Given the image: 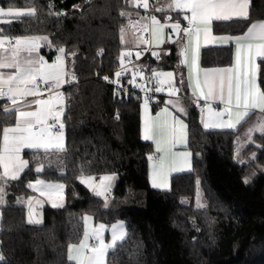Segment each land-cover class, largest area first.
I'll return each instance as SVG.
<instances>
[{"label": "trees", "instance_id": "trees-1", "mask_svg": "<svg viewBox=\"0 0 264 264\" xmlns=\"http://www.w3.org/2000/svg\"><path fill=\"white\" fill-rule=\"evenodd\" d=\"M0 5L35 9L31 16L12 18L3 29L12 36H47L51 46L44 43L42 54L48 59L60 47L76 52L80 81L64 91L66 153L59 155H67L61 162L66 167H58L55 159L37 174L35 156L29 153V169L9 185L0 220V255L6 264H70L68 246L82 240L85 215L105 224L126 223V238L108 254L111 264H264V133L245 149L248 162L239 163L234 159L237 132L205 129L198 108L188 103L193 171L173 176L169 190L151 186L148 157L154 147L142 139L144 97H122L101 78H113L121 65V34L134 12L130 0H0ZM158 16L165 20L170 15ZM171 18L180 20L176 14ZM250 18L264 20V0H251ZM250 22H216L214 31L240 35ZM176 50L169 44L165 63L152 58L143 64L175 68ZM232 56V47L208 48L202 64L229 65ZM154 105L157 110L161 103ZM16 119L15 111L0 108V144L3 128ZM81 174L118 176L107 207L104 198L80 183ZM37 178L63 183L66 204L44 207L43 222L29 224L25 206L14 200L30 194L27 185ZM198 184L207 208L196 207Z\"/></svg>", "mask_w": 264, "mask_h": 264}, {"label": "snow or ice", "instance_id": "snow-or-ice-1", "mask_svg": "<svg viewBox=\"0 0 264 264\" xmlns=\"http://www.w3.org/2000/svg\"><path fill=\"white\" fill-rule=\"evenodd\" d=\"M250 5L251 0H173L168 5L169 9H178L184 12L183 19L187 21L188 27L181 28V21L177 20L171 24H160L155 16H152V40H139V44L154 43L159 46L165 43L163 38V29L170 27L174 33L179 36L181 31L187 37V44L183 45L180 55L184 57L182 63L189 65L188 86L192 89L193 97L198 103L204 101L202 113H206V119L202 115L201 123L204 128L234 129L241 123L251 110L259 109L264 113V22H250ZM149 8L148 0H143L142 4L137 7ZM51 7V6H50ZM35 9L28 12L8 8L5 10L0 7V18L11 17L18 20L24 16H31ZM155 11H163L162 8H155ZM188 13L191 15L189 16ZM124 15V13H121ZM237 20L249 21L246 25V32L240 36H220L211 35L210 25L213 21H231ZM170 20L171 17H168ZM11 20H0V23L10 24ZM201 35L205 41L210 39H219L221 43H227L231 40L236 42V64L233 67L198 69L197 57L200 48ZM0 39V46L4 44ZM43 42V43H42ZM47 43L51 46V41L47 36H25L17 38L16 47L12 49L11 57H0V69H15L14 73L0 72V97H6L12 105H17L18 97L42 95L41 84L45 90L51 92L53 89L60 88L65 81V49H57L59 55L54 62L49 64L43 56L30 57L25 64H21L16 58L17 53L24 49L29 54L38 52L39 49ZM175 43V41H174ZM152 54L157 59L160 54L153 51ZM75 55V53H73ZM124 56L131 57L132 53L127 52ZM141 53L137 52L136 57L139 59ZM189 56L191 59H189ZM257 57L260 58V64H257ZM123 63V61H122ZM198 69L196 74H192V69ZM126 69L116 72L117 79L113 83L119 84V78L124 74ZM156 77L157 87L154 91L159 93L165 91L170 97L176 96L180 88L174 83V74L172 72H157L151 70ZM143 78V70H138ZM137 72L133 73V78L128 81L134 87L136 85ZM108 80V77H104ZM259 81V82H258ZM184 78L181 76L179 84L184 86ZM143 90V89H142ZM150 91V90H145ZM219 101L225 107L222 111H217L212 107V103ZM177 113L187 115L188 107L179 101H169ZM35 111H21L16 108L18 113L14 127L3 128V139L0 144V203L4 202L6 195L5 186L9 181H18L26 169H29V160L22 158L21 153L24 149L35 150L39 154L42 150L45 157L50 153L58 154L56 164L58 167H66L62 161L68 159L65 145V124L63 95L56 93L50 95L47 99L38 98L35 100ZM143 108L145 118L142 129V139L153 141L157 153H161L158 158L149 155L148 160L151 163V182L153 188H167L168 177L171 171H184L192 167L190 162V152H174L173 148L177 145L187 144L188 125L180 118L179 115H173L167 108L162 109L156 119H153L149 113V97L145 95ZM233 108L236 111H233ZM7 113L11 111L5 108ZM227 116V119L224 117ZM162 117V118H161ZM51 122V123H50ZM259 130L264 132V123H261ZM55 129V132L53 131ZM51 163V162H50ZM35 172L37 174L44 171L43 159L36 161ZM115 176L105 175L100 179L99 184L94 183L91 176L85 177L83 174L79 177L80 183L88 187L98 197H105V207H107L106 194L111 191L112 181ZM247 183V180H245ZM27 187L39 190L42 196H46L51 202L53 208L63 207L64 201V184H45L41 180L29 183ZM33 203L41 204L42 201L29 198V224H39V219H33ZM87 224L91 217H84ZM123 225L112 226V238L110 244H105L102 232L105 225L100 224L97 228L91 230V235L99 243L89 247L87 240L90 232L85 231L84 240L79 245L68 246V260L75 261V264H105V255L108 249L113 248L117 241L124 238ZM119 229V231H118ZM88 249L90 254H85ZM0 262H5V257L0 255Z\"/></svg>", "mask_w": 264, "mask_h": 264}, {"label": "crops", "instance_id": "crops-1", "mask_svg": "<svg viewBox=\"0 0 264 264\" xmlns=\"http://www.w3.org/2000/svg\"><path fill=\"white\" fill-rule=\"evenodd\" d=\"M137 1L138 0H130V3L132 5L131 7L134 9V12L132 11L133 12V16L131 15L130 19L135 18V19H138L140 22H146L147 19L143 16V14H141V10L137 7ZM172 2H173V0H161L160 3L158 5H156L155 8H157V7L162 8L163 11H159V12L155 11V15L154 16L157 18V20L160 22V24H170L169 22L166 21V19L165 20L161 19L160 16H158V13L166 12L170 16L172 14H176L180 18L182 29H183L184 28L183 27V23L186 21V20L183 19L184 12H181L180 10L174 9V8L173 9H169L168 5L171 4ZM0 7H2V6L0 5ZM250 7H251V5H250ZM2 8H4V7H2ZM4 9L7 10L8 8H4ZM18 10L19 11L28 12V11H25L23 9H18ZM132 12L128 11L127 15H130ZM249 12H250V9H249ZM188 15L190 16L191 14L188 13ZM5 18L7 20H11L12 19L11 17H5ZM233 20H237V19L233 18ZM174 22H176V21L174 19H172V23H174ZM216 22H228V21H213L212 22V24L210 25V27L212 29L211 35L214 36V37H220V36H232V37H235V36L243 35L246 32L245 31L244 33H242L240 35L218 34V33H216L214 31V25H215ZM254 22H264V20H258V21H254ZM3 24H5V23H2V25H1L0 39H3L5 42H4V44L2 46H0V57H11L13 55L12 49H14L16 47V44L7 45V43L11 42V41L15 42L16 40L14 39L15 36H12V35L8 34L3 29ZM152 28H153V25H152V22H151V31H152ZM167 34H168V30H167V27H165L163 29V38L165 40V43L161 44L159 46H157L154 43H152L153 51H156V52H158L160 54V60L161 61H162L161 54H163V53L167 54V51H168L169 43H168ZM121 40H122V44H123V46L125 48L124 53H127V52H131L132 53L131 57L123 55L122 56V60L125 59V58L136 57V53L142 51V49L145 46L144 44H139L138 43L139 40H142V34L140 32H137V31L133 30V29H130L128 27V25L123 30V32L121 34ZM185 44H187V37H185L184 33L181 31L180 37H179L178 41L175 43V47L177 49L176 50V55L180 56L179 59L175 63V68L157 69L156 70L157 72H172L174 74V83L176 84V87L180 88V91L176 94V96L170 97L168 95V92H167V85H165L164 86L165 87V91L159 92L160 93L159 103H161V106L157 110H155V108H154L155 105L149 102V113L148 114L153 119H156L158 114H160L162 112V109L167 108L170 113H172L173 115H179L180 118L184 120V122L188 125V130H187L188 131V140H187V144L186 145L185 144L177 145L176 147L173 148V151L177 152V153L185 152V151L190 152L191 156H190L189 159H190L192 167L190 169L186 168L184 171H171L170 174H169V177H168V187L167 188H154V189H157V190H169L171 188V183H172L173 176H175L177 174H184V173L192 172L193 168H194V154H193L192 150L189 148V124H188V121H187L188 114L184 115V114L177 113L175 108L172 106V104L169 101H179L180 103H182L186 107H188V103H192L198 108L199 113H200V119L202 118V115L206 119V113H202V111H201V109L204 108V101L201 100V101H199L197 103L195 101V98L193 97L191 87L188 86L189 65L182 63L183 59H182V56L180 55V51H181L183 45H185ZM222 47H232L233 56H232L231 64L224 65V66L205 67L202 64V53H203V51L205 49H208V48H222ZM65 53H66V51H65ZM65 53H64V62H65V72H66V60H65L66 57H65ZM38 55L44 57V55L42 54V47L39 49L38 52H34V53H31V54H29L26 50L21 49L17 53L16 58L23 65V64H25V62L30 57H36ZM57 55H59V53H57ZM56 56L53 59H48V58H45V57H44V59L49 64H51L52 62L55 61ZM189 59H191L190 56H189ZM259 62H260V58L257 57V64H259ZM197 64H198V69L201 70V75H202V70L203 69L227 68V67L235 66V64H236V42H235V40L233 39V40H231V41H229L227 43H221L219 39H215V40L210 39L208 41H205L204 38H203V35H201L200 48H199L198 57H197ZM198 69H195V68L192 69V74L195 75ZM15 71L16 70L14 68L13 69H0V72H4L5 74L14 73ZM181 76H183L184 82H185L183 87H181L180 84L178 83V78L181 77ZM132 78H133V74L130 75V77H128V81L131 80ZM64 79H65V81H67V83H64L58 89H54L56 92L52 94V95H55L56 93H61L63 95V103L66 102V96H65V92H64L65 88L67 86H69V80H68L67 75L65 76ZM128 81H127V83H128ZM135 83H136V85H139L138 82H137V78L135 80ZM41 91H42V95L40 97H34V96H30V95L29 96L18 97L17 105L14 106V107L8 108V109H10L11 111H15L16 108H19L21 111H35L36 110L35 100L38 99V98L47 99L50 96V95L45 96L43 94V90L42 89H41ZM144 98H143V101L141 103V121H142L141 134H142L143 122H144V118H145V112H144V108H143ZM4 104H6V103H3V105ZM212 107L215 110H217V111H222L224 109L225 105L220 103L219 101H215V102L212 103ZM233 111H236V109L233 108ZM188 113H189V109H188ZM17 116H18V113L16 112V117ZM224 118L227 119V116H225ZM252 122L257 123L258 126L261 123H264V113L260 112L259 109L251 110L250 113H249V116H247L243 121H241V123L238 124L236 126V128H234V129L208 128V130H230V131H236L237 135H239V134H241L242 131L246 130L252 124ZM202 125H203V123H202ZM14 126L15 125L10 126V127H14ZM256 131L257 132L252 134L253 137L255 135H257V134H263L264 133V132H261L259 130V127L257 128ZM143 141H145V140H143ZM145 142H149V143H151L153 145L154 152L151 155H153L154 159L158 158L161 155V153H157L156 152L155 143L153 141H151V140L145 141ZM65 144H66V133H65ZM29 153H33V155L35 156V159H36L35 161L43 159L44 169L50 167L55 162V159H56L55 157L58 155L56 153H50V154H48L47 157H45L43 152H42V150H41V152L39 154H35V150L24 149L23 152L21 153L22 158L25 159V160H29V162H30V159L28 158V154ZM151 163L152 162L149 161V180H150V184L152 186V182H151V172H152ZM29 167H30V164H29ZM27 170L28 169H26L25 172ZM23 174L21 175V177L23 176ZM109 176H115V179L111 182L112 183V188L111 189L114 190V188H115V186L117 184V181H118V176H116V175H109ZM85 177H88V176H85ZM91 177L94 178V183L98 185L99 182H100V179L103 176H101V177L91 176ZM36 180H41L45 184H49V183H51V184H57V183L63 184L61 182H51V181H48V180H46L44 178H37ZM36 180L31 181V183H34ZM12 182H17V181H9L8 184L5 186L6 195L4 197V202L0 203V220H1V213H2L3 206H5L9 202L8 201V194H9L8 193V188H9V185ZM112 190H111V192L107 193L106 196L107 195L112 196V193H113ZM93 194H94V192H93ZM30 197L33 198L34 201L35 200L42 201V205L33 203V207H32L33 219H39L41 221L39 224H41L43 222V220H44L43 209L46 206H51V202L47 199L46 196H42L40 194L39 190H35L34 191L33 189H31V192L28 195H18V196H16V198L14 200L15 204L25 206V208H26L27 221L29 219L28 200H29ZM102 198L105 199V197H102ZM65 204H66V198H65V189H64L63 205H65ZM86 216L87 217H91V220L87 224L85 223V220H84V234H85L86 230H88L90 232L89 238L87 240V244L89 245V247L95 246V245H97L99 243L98 241L95 240L94 236L91 235V230L97 228L100 224L105 225V229L102 232V236H103L105 244H110L111 243L112 226L113 225L122 224L124 226L123 227V231L125 233L124 238L122 240H120V241H117L116 245L118 243L122 242L126 238V236L128 234L127 225L123 221L114 222L112 224H105V223H101V222H96L94 217L91 216V215H85V217ZM33 224H35V223H33ZM118 231H119V229H118ZM83 240H84V236H83L81 241H83ZM81 241L78 244H73V245H79L81 243ZM116 245L113 248L108 249V251H107V253L105 255V264H111V263L108 262V254H109V252L111 250H113L116 247ZM85 254H90L88 252V249H85ZM70 264H75V261H70Z\"/></svg>", "mask_w": 264, "mask_h": 264}, {"label": "built area", "instance_id": "built-area-1", "mask_svg": "<svg viewBox=\"0 0 264 264\" xmlns=\"http://www.w3.org/2000/svg\"><path fill=\"white\" fill-rule=\"evenodd\" d=\"M160 1L161 0H148L149 8L147 10H145L142 6L138 7L142 11L143 16L147 19L146 22H140L138 19H135V18L130 19L128 22V27L137 32H140L142 34L143 40H148V41L152 40V35H151L152 16L155 15V7L156 5L160 3ZM138 3L142 4L143 0H138L137 4ZM183 27L184 28L188 27L187 21L183 23ZM14 44H15L14 41L7 43V45H14ZM144 45H145V48H143L142 51H140L141 55L139 59H137V57L123 59L122 60L123 63L121 62L120 67H118L114 71L113 78H110L108 74L102 75L101 78L103 79V81L108 82L110 85H113V87L122 97L129 96L133 93L142 95L143 97L147 95L149 97V102L152 104H155L159 101L160 93H157L154 91L155 87L158 86L156 83V77L153 75L151 71L152 69H154V67L152 65H149V66L144 65L143 62L147 59L156 58V56L152 54L153 52L152 43L144 44ZM73 53H75V55H73ZM65 56L67 60L66 73H67V77L69 80V85L79 84L80 81H79L78 74L76 72L77 53L73 51H68L65 53ZM122 69H126L124 71V74L119 78V80L122 78V81L120 80L119 84L113 83V81L117 79L115 75L116 72L122 71ZM139 69H142L143 74L146 73L147 75L145 76V82H144L145 84L143 86L134 87L131 84L123 81V78L130 77V75H132L134 72L139 73L138 72ZM104 77H108L109 79L105 80ZM41 89L43 90V94L45 96L52 95L53 93L56 92L54 89L51 92L45 90V87L42 84H41ZM145 90H150V91H145ZM1 103H6L4 105H0L1 106L0 108L3 110L5 108H11V107L16 106V105H12L10 100H8L6 97H0V104ZM66 107L67 105L64 106V111L66 110ZM53 131L55 132V129H53ZM106 197H107V200H110L112 198V196L110 195H107ZM0 230H1V227H0Z\"/></svg>", "mask_w": 264, "mask_h": 264}, {"label": "rangeland", "instance_id": "rangeland-1", "mask_svg": "<svg viewBox=\"0 0 264 264\" xmlns=\"http://www.w3.org/2000/svg\"><path fill=\"white\" fill-rule=\"evenodd\" d=\"M14 9L16 10V8H14ZM23 10L30 11L32 9L23 8ZM0 20H7V19L5 17H3V18H0ZM1 25H2V23H0V31H1ZM20 37H25V36H15L14 39L16 40L17 38H20ZM144 48H145V46H144ZM161 59H162V63L166 62L165 53L161 54ZM66 67H67V60H66ZM145 76H147L146 73L143 74V78H141V75L139 73L137 74L136 78H137V82H138V84L140 86H143L145 84L144 83L145 82ZM65 103L66 102H64L63 104L66 105ZM257 128H258L257 123L252 122V124L246 130L242 131L241 134L236 136V138H235V155H234V159L237 162L242 163V164L245 163V162H248L249 159H248V157L245 156L244 151L250 144H253V138L254 137L252 136V134L257 132L256 131ZM207 206H208L207 200H206V198L204 196V193H203L202 189L200 188V185L198 184V190H197V195H196V207H198V208H207Z\"/></svg>", "mask_w": 264, "mask_h": 264}, {"label": "water", "instance_id": "water-1", "mask_svg": "<svg viewBox=\"0 0 264 264\" xmlns=\"http://www.w3.org/2000/svg\"><path fill=\"white\" fill-rule=\"evenodd\" d=\"M168 17H171V16H168ZM168 17L166 18V21L171 24L172 23V18L169 20ZM181 28H182V25H181ZM167 30H168V34H167V36H168V43L169 44H175L178 41L181 33L179 34V36H177V34L174 33L170 27H167ZM174 41H175V43H174ZM182 59L184 60V57L183 56H182Z\"/></svg>", "mask_w": 264, "mask_h": 264}]
</instances>
